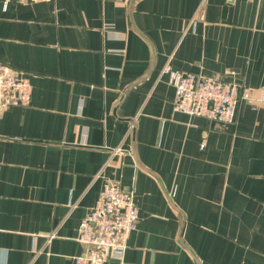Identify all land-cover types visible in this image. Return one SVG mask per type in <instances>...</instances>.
Instances as JSON below:
<instances>
[{
    "label": "crops",
    "instance_id": "0c3cea01",
    "mask_svg": "<svg viewBox=\"0 0 264 264\" xmlns=\"http://www.w3.org/2000/svg\"><path fill=\"white\" fill-rule=\"evenodd\" d=\"M0 61L33 86L0 116V264H74L107 180L139 209L108 264H264V0H0ZM167 64L253 100L175 111Z\"/></svg>",
    "mask_w": 264,
    "mask_h": 264
},
{
    "label": "built area",
    "instance_id": "2783aa9c",
    "mask_svg": "<svg viewBox=\"0 0 264 264\" xmlns=\"http://www.w3.org/2000/svg\"><path fill=\"white\" fill-rule=\"evenodd\" d=\"M162 72L175 86L174 110L190 116L235 123L241 100H253L252 89L236 80L233 69L203 74L176 70L167 64ZM32 91L29 76L0 61V116L10 107L30 104ZM260 99L264 101V89ZM138 223L134 190L124 188L118 180H107L80 222L77 239L83 251L74 256V264H108L122 259Z\"/></svg>",
    "mask_w": 264,
    "mask_h": 264
}]
</instances>
